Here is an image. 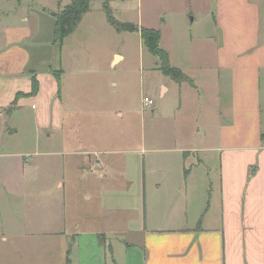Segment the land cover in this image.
Instances as JSON below:
<instances>
[{
	"label": "crops",
	"instance_id": "0c3cea01",
	"mask_svg": "<svg viewBox=\"0 0 264 264\" xmlns=\"http://www.w3.org/2000/svg\"><path fill=\"white\" fill-rule=\"evenodd\" d=\"M71 1L0 0V264H264V0H182L176 36L163 20L136 24L160 30L162 49L172 30L164 50L194 83H176L178 131L152 127L179 145L55 152L78 114L72 35H54ZM198 7L211 29L189 35ZM125 59L114 50L109 65Z\"/></svg>",
	"mask_w": 264,
	"mask_h": 264
},
{
	"label": "rangeland",
	"instance_id": "374dc122",
	"mask_svg": "<svg viewBox=\"0 0 264 264\" xmlns=\"http://www.w3.org/2000/svg\"><path fill=\"white\" fill-rule=\"evenodd\" d=\"M107 1L93 0L90 14L77 28L76 33L66 41L68 52L71 53L69 59L73 60L69 65H75L68 78L69 83L77 86L74 112L78 114L67 124L70 127V138L52 139L50 150H125L139 147L143 136H147L148 148L170 149L175 144L179 145L178 140L172 143V140L163 137L151 138L152 132L156 137V132L171 134L178 131L181 116L175 112L179 102L176 87L178 83L157 68L159 60L148 53L138 33L127 32L121 35L110 26L104 10ZM109 3L112 15L121 23L136 25L144 21L159 24L163 20L173 25L176 36V25L180 20L178 9L182 0H109ZM198 10L199 7L195 12L189 11L184 19L189 35L200 36L211 29L208 18L205 15L200 16ZM97 27L106 29L103 39H96ZM172 37V30L169 29L165 34L164 49L171 46ZM114 50L126 55V59L116 68L109 65ZM195 77L200 81L201 76ZM162 83L167 84L171 90L164 100L161 99ZM143 97L152 99L153 105L143 106ZM154 126L156 132L153 131ZM199 126H203V122ZM20 127L22 130L31 131L33 123L21 124ZM184 128L187 132L193 128V124H185ZM28 138L23 134L17 138L21 145L24 144L22 148L31 143ZM1 151L6 150L3 148ZM149 157L154 155L147 158ZM58 158L56 155L50 156L52 161ZM83 158L92 159L95 155H85ZM66 176L74 175L67 171ZM66 189L68 205L73 206L76 200L79 202L75 204L80 205L82 197L68 190V187Z\"/></svg>",
	"mask_w": 264,
	"mask_h": 264
},
{
	"label": "trees",
	"instance_id": "16d2710c",
	"mask_svg": "<svg viewBox=\"0 0 264 264\" xmlns=\"http://www.w3.org/2000/svg\"><path fill=\"white\" fill-rule=\"evenodd\" d=\"M93 0H72L64 10L56 14L55 40L56 43L63 45L65 40L71 36L81 24L84 16L91 11ZM110 24L119 33L121 32H138L141 36V41L146 50L159 60V70L167 77L171 78L176 83H188L194 87L193 81L185 75L181 70L174 68L171 65L170 55L161 48V31L138 27L131 23H121L114 18L107 4L105 6ZM38 91V83L34 81L33 94ZM264 141V134H262Z\"/></svg>",
	"mask_w": 264,
	"mask_h": 264
},
{
	"label": "built area",
	"instance_id": "2783aa9c",
	"mask_svg": "<svg viewBox=\"0 0 264 264\" xmlns=\"http://www.w3.org/2000/svg\"><path fill=\"white\" fill-rule=\"evenodd\" d=\"M153 100L148 98V97H143L142 99V105L145 106V107H149L151 105H153Z\"/></svg>",
	"mask_w": 264,
	"mask_h": 264
}]
</instances>
